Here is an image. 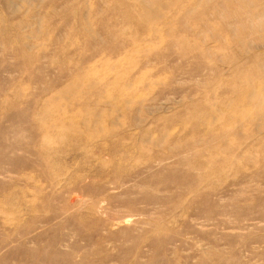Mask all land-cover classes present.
<instances>
[{
	"label": "rangeland",
	"instance_id": "rangeland-1",
	"mask_svg": "<svg viewBox=\"0 0 264 264\" xmlns=\"http://www.w3.org/2000/svg\"><path fill=\"white\" fill-rule=\"evenodd\" d=\"M0 264H264V0H0Z\"/></svg>",
	"mask_w": 264,
	"mask_h": 264
}]
</instances>
